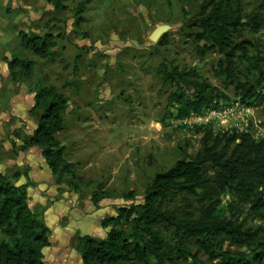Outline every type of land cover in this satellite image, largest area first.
Returning <instances> with one entry per match:
<instances>
[{"label":"rangeland","instance_id":"rangeland-1","mask_svg":"<svg viewBox=\"0 0 264 264\" xmlns=\"http://www.w3.org/2000/svg\"><path fill=\"white\" fill-rule=\"evenodd\" d=\"M200 2L64 0L65 9L55 11L48 0H0V173L24 189L30 209L49 228L43 264H82L78 237H105L101 221L120 207L142 203L156 172L194 158L206 130L248 131L254 140L264 139V101L241 102L215 75L219 55L214 50L199 54L188 37L187 24ZM242 7L264 18V0H245ZM21 31L51 33L53 54L44 59L22 48ZM243 36L264 54V22ZM14 57L32 62L30 76L12 78L8 62ZM165 66L196 72L228 99L199 115L177 117L166 101L174 88L161 83ZM42 83L68 99L57 139L74 168L59 177L40 148L19 149L34 130L30 109ZM204 171L214 174L208 166ZM227 200L221 196V205ZM169 205L186 214L198 210L188 196L179 195ZM218 243L236 249L226 240Z\"/></svg>","mask_w":264,"mask_h":264},{"label":"trees","instance_id":"trees-1","mask_svg":"<svg viewBox=\"0 0 264 264\" xmlns=\"http://www.w3.org/2000/svg\"><path fill=\"white\" fill-rule=\"evenodd\" d=\"M48 1L55 11L65 9L64 0ZM243 1L201 0L187 24L188 37L199 54L214 50L219 55L215 75L220 83L253 105L264 101V54L243 32L258 31L264 18L259 11L244 13ZM19 41L37 57L53 54L54 36L49 32L21 31ZM8 67L13 79L32 74L29 60L14 57ZM159 73L162 85L174 88L167 105L182 119L228 99L194 71L165 66ZM67 106V97L55 86L39 84L30 109L35 127L19 148H40L57 177L74 168L57 139ZM201 145L194 158L179 159L156 172L142 203L120 207L115 216L103 219L105 237L79 236L76 251L82 264H264V139L254 140L248 131L206 130ZM205 166L213 176L206 175ZM179 195L193 197L198 210L186 214L171 207ZM223 195L228 197L225 206ZM247 219L260 224L248 226ZM0 232L6 236L0 240V264H43L49 228L30 209L24 189L1 173ZM220 240L236 249H223Z\"/></svg>","mask_w":264,"mask_h":264}]
</instances>
